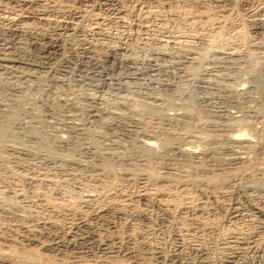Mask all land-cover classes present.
Returning <instances> with one entry per match:
<instances>
[{
  "label": "bare ground",
  "instance_id": "1",
  "mask_svg": "<svg viewBox=\"0 0 264 264\" xmlns=\"http://www.w3.org/2000/svg\"><path fill=\"white\" fill-rule=\"evenodd\" d=\"M174 1L175 3L171 5L168 4V0H0V146L7 147L8 150L18 155L27 151L33 154L41 153V155L56 158L57 161L60 159L63 162L62 165L60 164L61 166L65 163V158L67 161H71L69 164H76L75 159L83 158L84 153L88 162L91 163L84 165L90 164L91 166H87L93 169V174H91L89 171L91 169L88 170L89 167L86 168L85 166L87 172H90V175L87 176L88 173L84 170L87 176L85 180L90 183L88 187L84 183L85 188L87 187L86 194L79 193L74 196L70 194L67 196L69 198L54 195L55 193L50 195L53 192L37 194L38 191H36V188L43 187L45 189L44 186L48 188L49 184L54 185L55 182H52V177L56 175L54 172L62 169L57 161L55 162L59 165L58 168L50 165L52 171L45 170L44 173L42 171V176H39L41 178L37 176L38 172L37 175L35 173L34 175L39 179L35 176L33 179L28 178L27 172L20 175L23 180L21 182L28 184L29 187L26 185H21L18 189L12 187V191L8 189L12 192L9 197L12 196L17 203L20 202V199H24L31 206L32 204L34 207L37 205L38 209H43L42 211L45 213L47 210L49 213L48 216L43 213L44 217L37 218L36 216V219L32 215L26 220L23 219L26 222H22L23 224L20 225L22 230L16 229L19 225L16 228L14 226L10 229L7 228L9 234H6L7 231L0 230V244L1 242L7 243L6 248L4 244L0 245V264H55L56 260L63 264H118L119 260L124 264H151L149 262L152 264L155 262L160 264H254L256 259L264 264V160L262 161L264 156V80L262 79L264 75V52L262 53L263 58L259 57L260 55L259 58L251 55L253 54L252 49L259 47L257 44L262 42L259 41V36L264 34V0ZM163 13L180 15L185 21L187 20L188 26L194 25L193 28L196 30H194V36L196 34L194 38H197V35L207 37L206 48L196 53L185 51L186 55H192V57H186L187 59L183 58L182 60V57H172L173 59H171L170 57L171 61L169 60L170 64H168L166 60L168 58L164 56L166 52L162 54L164 49H161V54L158 53L160 51H156L157 53L151 51L149 56L146 55L147 57L142 59L130 47L127 48V43L121 41V34L115 32L116 34L113 35L110 31L111 34L108 32L106 34L104 30L107 26L117 30L126 26L130 29L135 27L142 31L146 26L149 27L145 25L148 22L147 19L150 18L149 16ZM162 17L165 16L162 15ZM156 19L158 18L156 17ZM104 26L106 27L104 28ZM142 38L140 37V39ZM175 38L177 37L175 36ZM175 38L172 37L169 40L167 35V39H163L164 42H161L159 47H167L168 49L170 47L171 50V47L184 45L186 37L184 40L179 39L184 37ZM126 39H128L127 35ZM187 39L189 40V38ZM147 41L148 39H145L144 42L147 43ZM223 41L228 48L217 44ZM144 44L143 46H145ZM238 44L240 46L247 45L244 54L241 52L244 46L239 50V46H236ZM222 47L224 50L219 49ZM262 48H264L263 45ZM189 49L192 51L193 47L192 49L189 47ZM194 54H197V58ZM208 55L213 60L220 59L222 61L225 59L243 62L244 65H242L245 66L242 70L243 75L247 76L245 81H248L250 86L247 87L240 82L241 87H236V91L231 92L232 89L230 91L224 89L221 93L224 94L223 103L234 106H231V109L236 107V110L239 108L241 110L244 107L236 104L233 95L235 97V95L240 94L242 98L245 97L247 98L245 100H248L249 92L254 91L253 93H256L258 97H253V101L249 99L252 102L250 108L246 107L248 109H243L244 111L241 113L239 110L238 115L231 114L233 109L231 111L228 108L230 113L224 109V112L216 113V122L214 120L216 118L211 120L210 117L211 121H208L207 118L201 126L197 123L194 125V121H199V117L206 119L205 116L201 117L204 114L202 112L204 106L197 105L196 96L187 93L188 95L183 100L184 105L176 106L179 109L178 112L175 105L171 104L172 97L170 98L169 94L168 96L164 95H167L165 89L175 90L166 81H161L158 84L162 90H165L163 98L159 96V98H154L155 93L151 97L150 92L153 90L150 88L146 90L150 96L146 91H143L144 93L139 95L142 100L137 98L140 103L138 104L139 109L137 106H135L137 111L132 108L131 97L128 99V95L131 96L133 93L131 91L134 86L131 85H136L135 82L137 83L139 79L140 83L141 76L152 81L153 79L158 80L156 75L160 70L162 71L163 66L165 67V64L159 63L160 60H166V64L170 66L168 69L178 64L184 65V69H187V73L185 72L186 69L184 70L186 76L188 78L190 76L191 80L194 78L196 80L198 72L194 68L198 67H194L196 64H193L199 63V60H208ZM198 65L200 66V64ZM205 70L204 72H206ZM219 70H214L218 72L217 74L213 71L214 76L212 78L224 79L222 71L220 73ZM68 73H73L75 78L82 79L84 76L93 78L96 75L98 79L94 80H99L98 84L108 85L109 88H107L110 89V93L107 92L106 96L103 95L105 93H94L95 95L90 96L91 94L88 95L84 92L80 95L75 93L77 90L72 93L71 88H69L72 84L69 85L65 79ZM202 74L205 75L206 73ZM206 76H203L204 79ZM212 80L209 81V84L210 82H219ZM96 84H92V87L94 88ZM209 84L207 80V85ZM242 84L245 87H242ZM39 85L48 86L49 91L52 88L54 91H59L58 96L55 92L53 94L55 98L58 97L56 98L57 101L52 99L55 103L57 102V105L52 103L54 106L56 105L55 107L63 104L66 107L60 106L63 108L62 110L67 108L66 112L69 111V114H67L68 112L67 115L64 113L63 117H61L63 111L60 115L56 114L61 117L59 120L62 123L56 121L58 118L54 117L55 115L52 113L54 111H50L51 106L47 104L48 101H42L44 104H41L40 99L37 100L38 97L42 96H38L34 100V97L38 95L34 92L39 90ZM128 86H131L132 89L129 90L130 87ZM78 87L76 89H79ZM209 88L213 89L210 86ZM206 89L208 88L205 86L201 88L202 91ZM139 90L140 88L137 90L138 93ZM39 91L40 94L41 89ZM31 96H34L32 100ZM134 99L136 101V98ZM205 99L204 97L202 100L199 98L200 103H204ZM240 102L238 103L240 104ZM248 104L250 105V103ZM205 106L207 107V105ZM164 107H170V109L174 107L176 111L172 110L173 114H170L167 112L168 110H165L167 113H164L161 110ZM54 109L52 107V110ZM41 110L45 111L43 114H48L49 119H53V115L55 119L46 120L47 123L44 122ZM77 115L82 118H79L81 120L75 123L73 119ZM78 117L75 119L77 120ZM20 118L27 120L26 125H21L24 122L20 123ZM173 123L177 127L175 133L169 131ZM48 124L55 125V127L50 126L52 129H57L55 134H46L45 128L48 127ZM103 124L106 125L103 126ZM158 124L164 126L156 127ZM103 127L109 130L112 135L106 132V134L108 133L107 138L102 139V142L95 140V143L93 138L96 137V134L101 135L98 134L96 128H100L101 131ZM115 128H119L120 131L123 130L124 134L120 137L114 135L116 130H112ZM94 130L96 133L91 137ZM103 135L102 133L100 138H103ZM90 137L94 141L91 140L92 144L90 141L89 143L86 142V139ZM177 139L183 141L184 147L181 143L178 145L174 142V140L178 141ZM69 141H71V146L66 147L64 144L67 145ZM97 142H100L99 145ZM74 146L84 149L82 154L80 152L82 150H78L80 156L75 155L77 157L75 159L71 156L77 150L74 149ZM71 149L75 150L73 154H71L73 152ZM8 152L10 153V151ZM37 154L34 155L37 156ZM84 158L83 161H85ZM73 169L75 170V168ZM63 170L65 172L60 174L63 183L65 182L64 179H71L70 181L75 179L72 169L70 172L67 169ZM245 170L248 171V178L245 177L246 179H243L242 183L233 180V174H241ZM58 172L62 173L60 170ZM59 173L56 177L57 180L60 179ZM84 173L82 174L85 175ZM110 177L113 178L112 180L115 179L121 184L124 182L126 185L134 184L136 180H140L134 189L130 187L132 189L130 192L126 190L128 185L116 189L117 182L115 180V182L112 180L111 182ZM82 178L81 180H84ZM61 180L60 182H62ZM229 181H234L239 190L241 189L239 193L235 191L237 188L234 190L235 194L231 196L232 199L225 194L229 191H226L227 187L230 186ZM114 183H116L115 186ZM119 183L118 186L120 187ZM202 187L211 191L217 189V195L203 197L201 195L203 192L200 193L203 190ZM5 193L6 191L0 190V208L4 210L9 209V207L4 208L8 202ZM8 200L10 201V199ZM23 201L21 200V202ZM1 211L3 210H0V214ZM50 211L59 212L64 216L67 214L70 216V220L61 223L54 217V212L53 217L50 216L52 213ZM124 211L135 213V216L140 218L138 221L140 223L143 219L148 224L155 221L157 217L166 222L168 219L175 221L173 240L176 239L175 242L179 244H177L178 246L174 245L173 253L162 255L161 249L151 248V246L139 254L135 253L132 247L138 243L136 237L139 236H136L137 227L134 229L133 222L128 223L129 221H127V224L122 219H119L122 223L117 220L120 225L127 226L123 230L120 228L121 231L119 232V227H112L114 224L110 225L111 219L114 218H106L108 212H112L111 215L116 214L118 218L130 217V214L129 216L124 215ZM38 213L36 214L38 215ZM218 216H220L219 218L222 216L228 234H224L225 237L221 246L217 247L219 251L216 250L218 252L217 258L214 259L205 251L207 246L205 247L204 232L214 228L215 221L213 220ZM152 217L153 219L156 217V219L153 220ZM15 218L19 219L18 216ZM92 218H98L100 226L93 227L91 225ZM161 222L163 223V221ZM141 226L144 225L141 224ZM151 226H147L148 229ZM58 228V235L49 236L52 230ZM139 230L137 231L139 232ZM198 231L200 234L196 235L195 233ZM185 237H188L189 241ZM142 242L141 240V244ZM128 245L132 246H130L132 250ZM1 246H4V249ZM184 246L192 252L190 253L193 256L182 254L183 251L187 250L186 248L182 251ZM66 247L70 250L69 253L67 251L62 254ZM90 248H95L96 255H89L87 251ZM127 248L130 251H125ZM57 256L60 258H56ZM146 261L149 262L144 263Z\"/></svg>",
  "mask_w": 264,
  "mask_h": 264
},
{
  "label": "rangeland",
  "instance_id": "2",
  "mask_svg": "<svg viewBox=\"0 0 264 264\" xmlns=\"http://www.w3.org/2000/svg\"><path fill=\"white\" fill-rule=\"evenodd\" d=\"M171 1H173L172 3H171ZM170 2V3H169ZM175 3V1L174 0H168V4H171V5H173ZM162 15H164L165 17H162ZM169 15V16H168ZM168 15H167V13H163V14H159V15H151L152 16V18H151V16H149L148 18L149 19H147L148 20V22H146L145 23V25H148L149 27H145V29L143 30L142 29V31L140 30H138V28H135V27H133V28H129V27H126V26H124L123 28L121 27V28H119L118 30L117 29H115V28H113V27H106V26H104V30H105V32H106V34H108V33H113V35H115L116 33H118L119 35H120V38H122L121 39V41H124L125 42V44L127 45V48L129 49V47H130V49H132L134 52H135V54L136 55H139L138 57H140V58H146L147 56H149V53H151V51H155V53H157L158 51H160V52H158V53H160L161 54V51H162V54H165V52H166V54L164 55L165 56V58H168V59H166L168 62V64H170L169 63V60L171 61V59H173L172 57H175V58H181L182 57V60H183V58H188V57H192V55H189V54H185L186 52H188V53H192L193 51V53H196V52H200L201 50H203L204 48H206V46H207V37H203V35H197V38H194L195 36H196V34H195V36H194V25L193 26H188L187 25V23H186V21L184 20V18L183 17H180V15H177V16H175V15H170L169 13H168ZM168 16V17H167ZM155 17V18H154ZM156 17L158 18V19H156ZM162 17V18H161ZM170 17V18H169ZM166 18H169L168 20L166 19ZM174 18V19H173ZM153 19H155V20H153ZM162 19H163V21H165V19H166V21L165 22H163L162 21ZM150 21V22H149ZM162 21V22H161ZM175 21V22H174ZM158 22H160V23H158ZM167 22V23H166ZM234 22H236V21H234ZM163 25H162V24ZM160 24V25H159ZM151 25V26H150ZM159 26V27H158ZM152 27V28H151ZM129 28V29H128ZM149 28V29H148ZM131 31V33H129L130 31ZM132 30H134V31H132ZM110 31V32H109ZM113 31V32H112ZM128 31V32H127ZM137 31V32H136ZM196 31V30H195ZM108 32V33H107ZM116 32V33H115ZM121 32V33H120ZM136 32V33H135ZM141 32V33H140ZM151 32V33H150ZM110 33V34H111ZM115 33V34H114ZM128 33H129V35H128ZM133 33V34H132ZM124 34H125V37H123L124 36ZM126 35H127V38L128 39H126ZM142 35H143V38H142ZM151 35V36H150ZM166 35V36H165ZM167 35H168V39L169 40H171L172 39V37L173 38H175V36L177 37V38H179V37H184V38H179V39H185V37H186V40H185V43H184V45H179V46H175V47H171L172 49L170 50V47H169V49L167 48V47H163V48H161V47H159V45H160V43L161 42H164V40L163 39H167ZM170 35V36H169ZM122 36V37H121ZM129 36H131V37H129ZM202 36V37H201ZM140 37L142 38V39H140ZM146 37V38H145ZM147 37H149V38H147ZM151 37V38H150ZM162 37V38H161ZM199 37H201V38H199ZM260 37V39H259V41H262V42H259L257 45H259V47L257 46V47H255V48H253L252 49V53L253 54H251V55H253V57L255 56L256 58H259V57H262V53L264 52L263 50H264V48H262V45H263V47H264V34H262V35H260L259 36ZM262 37V38H261ZM177 38H175V39H177ZM187 38H189V40L187 39ZM192 38V39H191ZM145 39L147 40L148 39V41H147V43H145L144 41H145ZM150 39V40H149ZM178 39V40H179ZM129 40V41H128ZM152 40V41H151ZM162 40V41H161ZM127 41V42H126ZM144 42V43H142V42ZM157 41V42H156ZM189 42V43H188ZM72 44L74 43V42H71ZM186 43H188V44H186ZM262 45H261V44ZM143 44L145 45V46H143ZM149 44V45H148ZM217 44H219V45H221V46H223L224 48H226L227 46L225 45V42L223 41V42H219V43H217ZM75 45V44H74ZM146 45H148V46H146ZM260 45H261V48H260ZM184 46H187V47H184ZM236 46H239V50H241L242 49V46H244L243 47V50L241 51L242 52V54H244V50H247L246 49V46L245 45H241L240 46V44H238V45H236ZM156 47H157V49H156ZM158 47H159V49H158ZM177 47V48H176ZM189 47L192 49V47H193V50L191 51L190 49H189ZM223 47L222 48H219V49H223ZM137 48H138V50H137ZM167 48V49H166ZM179 48V50H177ZM181 48V49H180ZM183 48H184V51H183ZM185 48H188L189 50H190V52H189V50L188 49H185ZM228 48V47H227ZM241 48V49H240ZM260 48V49H259ZM162 49V50H161ZM255 49H256V51H255ZM182 50V51H181ZM188 50V51H187ZM224 50V49H223ZM257 50H258V52H257ZM260 50V51H259ZM262 50V51H261ZM157 51V52H156ZM186 51V52H185ZM136 52H138V53H136ZM180 52V53H179ZM183 52V53H182ZM246 52V51H245ZM250 52V53H251ZM261 52V53H260ZM182 53V54H181ZM255 53V54H254ZM168 54V55H167ZM169 54H170V56H169ZM174 54V55H173ZM179 54V55H178ZM147 55V56H146ZM172 55V56H171ZM182 55V56H181ZM185 57H184V56ZM195 55V54H194ZM260 55V56H259ZM143 56V57H142ZM197 56V54L195 55V57ZM209 57H208V60L207 59H204V60H199L200 62L198 63V62H196V63H192L193 65H195L196 64V66H194V67H198V68H194V69H196V71L198 72V77H197V79L195 80V78L194 79H192L193 80V82H192V80H191V78H190V76H189V78L186 76V71H187V69L185 70L184 69V65H175L176 67H177V69H176V67L174 66V67H171L170 69H168L170 66H168V64H166V60L165 61H163V60H160L159 61V63H161V64H165V67L163 66V68H162V71L160 70L159 71V73L156 75L157 77H158V80H159V78H160V76H161V73H163L164 71V73L162 74V76H161V78H160V80L158 81L157 79L155 80V79H153V81L152 80H148L147 78H144V76H141L140 78H141V82L139 83V80L137 81V83L135 82V84L136 85H134V84H130L131 86H134L135 87V89H134V87H132L131 88V86H128V87H130V89L129 90H131L132 89V91H131V93H132V95L131 96H129L128 95V99H130V97H131V99H130V102H131V105H132V108L135 110V111H137L138 109H139V106H138V104H140L139 103V100H142V98L141 97H139V95L141 94V93H144L146 90H149L150 88L153 90L152 92H150V95H151V97L153 96L152 94H154L155 93V95H154V98L156 97H164V95L165 96H168V94H169V97L171 98L172 97V99H171V104H174L175 105V109L177 110L178 108H176V106L178 107V106H181V105H184V98L188 95L187 93H192L193 95H195L196 96V98L198 99L197 100V102H196V104L198 105V104H200V107H202V106H204L203 107V109H202V112L204 113V114H202L201 115V117H203V116H205V118L206 119H204V118H198V120L199 121H197V120H195L194 121V125H196V123H197V125H200L201 126V124L202 123H204L206 120H207V118L209 119L208 121H211V120H213L214 118H216V119H214L215 120V122L217 121V117L215 116L216 115V113L217 112H224V109H227V111L229 112V110H231L232 111V109L234 110V111H230L231 112V114H234V115H238L239 114V110H240V108L239 109H237L236 110V107L235 108H232L231 109V106L232 105H227L225 102L223 103V97H224V94H222L221 92L222 91H224V89H227V90H231V92L233 91H236V89L237 88H239V87H241V83H243L245 86H247L248 87V85L250 86V84H248V81L246 82L245 80L247 79V76L244 74L243 75V69H244V67H243V62H241L240 60H220V59H218V60H213V58L210 56V55H208ZM213 56V55H212ZM217 56V55H216ZM259 56V57H258ZM170 57H171V59H170ZM164 58V59H165ZM174 58V59H175ZM186 58V59H187ZM197 58V57H196ZM212 58V59H211ZM252 58V57H251ZM263 58V57H262ZM211 59V60H210ZM194 60V59H193ZM197 60V59H196ZM206 60V61H205ZM213 60V61H212ZM260 61H261V59H259ZM205 61V62H204ZM207 61H208V63H207ZM230 61H233V62H230ZM201 62H204V63H201ZM235 62V63H234ZM237 62H239V63H237ZM198 64H200V66L198 65ZM207 64V65H206ZM243 64V65H242ZM185 65H187V64H185ZM229 65V66H228ZM166 66H167V69H166ZM182 68H181V67ZM184 66V67H183ZM202 67V68H201ZM206 67V68H205ZM180 68V69H179ZM183 69V70H182ZM189 69V68H188ZM200 71H199V70ZM206 69V70H205ZM219 70L220 71V73H221V71H222V76H223V78L224 79H222V80H218V79H216L215 77H213L212 78V76H214V74H213V71L214 70ZM179 70H182V71H180L179 72ZM184 70H185V72H184ZM202 70H203V72H202ZM204 70L206 71V72H204ZM230 70V71H229ZM208 71V72H207ZM161 72V73H160ZM212 72V73H211ZM215 72V74H217L218 72H216V71H214ZM169 73V74H168ZM182 73H184V74H182ZM202 73H206L205 75H203ZM211 73V74H210ZM73 73H68L66 76H65V79H67V81H68V84L70 85V84H72V86H70L69 88H71L70 90L72 91V93H74V90L76 91L75 93H78V94H82L83 92L84 93H87L88 95L89 94H91L90 96H92V95H95L96 93H101V94H103V93H105V94H103V95H105L106 96V94H107V92L108 93H110L109 92V90L110 89H108L109 87H108V85H103V84H98L97 82H99V80L98 81H96V80H94V79H98V77L96 76V75H94L93 76V78H90V77H88V78H90V79H88V78H86V76H84L83 77V79L82 78H75V76H73L72 75ZM178 74V75H177ZM199 74H200V76H201V78L199 79ZM210 75V78H209V75ZM226 74V75H225ZM229 74V75H228ZM234 74H235V76H234ZM71 75V76H70ZM181 75H182V77L183 76H185L186 77V80H185V77L184 78H182L181 77ZM206 75H208V76H206ZM228 75V76H227ZM164 76H166V77H164ZM178 76H179V78H178ZM206 76V79L208 80V84H209V81H211L212 79V81H219L218 83L217 82H210V84L209 85H207V80L206 79H204V77ZM226 76V77H225ZM66 77H68V78H66ZM71 77V78H70ZM72 77H74V78H72ZM143 77V78H142ZM209 78V79H208ZM215 78V79H214ZM72 79V80H71ZM78 81H76V80ZM92 79H93V81H92ZM143 79V80H142ZM227 79H229V80H227ZM242 79V80H241ZM262 79L264 80V75L262 76ZM146 80H147V82H146ZM183 80V81H182ZM191 80V81H190ZM195 80V81H194ZM204 80V81H203ZM206 80V81H205ZM231 80V81H230ZM143 81V82H142ZM151 81V82H150ZM163 82V81H166L167 83H169V85H170V87L171 88H175V92L174 91H169V89H165L166 90V92H167V95L166 94H164L163 95V93H165L164 91L165 90H162V88L158 85L159 84V82ZM191 83H190V82ZM200 81H202L201 83H200ZM224 81V82H223ZM243 81H245V82H243ZM88 82H90V83H88ZM93 82V83H92ZM97 84H96V83ZM189 82V83H188ZM195 82V83H194ZM204 82L206 83L205 85H204ZM226 82H228V83H226ZM231 82V83H230ZM241 82V83H240ZM82 83V84H81ZM96 84L95 85V87L97 88H93L92 87V84ZM139 83V85L137 86V84ZM213 83V84H212ZM80 85L79 87H78V85ZM142 85V87H141V85ZM200 84V85H199ZM202 84V85H201ZM212 84V85H211ZM220 84V85H219ZM227 84V85H226ZM242 84V87H245L244 85ZM68 85V86H69ZM207 87L208 89H206L205 91H206V93H205V91H202L201 90V88L202 87ZM214 85V86H213ZM215 85H217V86H215ZM240 85V86H239ZM75 86V87H74ZM209 86L210 87H213V89H211V88H209ZM39 87L40 88H38L39 90L41 89V93L39 94V90L38 91H35L34 93H38V95L37 94H32V95H37V96H33L35 99L34 100H36V97H38V96H42V97H38L37 98V100H39L40 99V101H41V104H44L42 101H45V102H47V104L48 105H50L51 107V110L50 111H54V112H52L54 115V117L55 118H58V119H56V121L58 122V121H60L61 120V117H63L67 112V114H69V111H67L66 112V110H67V108L66 109H64V111L62 110L63 108H65L66 106L65 105H58L57 107H58V110H57V107H55L56 105H57V102L55 103V101L53 100L52 101V99L54 98L56 101H57V99L56 98H58V97H56L55 98V95L53 96V94H55L56 93V96H58V90L57 91H54V89L52 88L51 89V91L53 92H51V91H49V88H48V86H40L39 85ZM45 87H47V88H45ZM79 88V89H76V88ZM101 87H102V89H101ZM105 87H106V89H108V90H106L105 89ZM108 87V88H107ZM137 87H138V89L140 88V90H139V93L137 92ZM219 88V89H215V88ZM237 87V88H236ZM45 88V89H44ZM74 88V89H73ZM177 88V89H176ZM42 89H43V91L45 92L44 94H46V95H44L43 94V91H42ZM73 89V90H72ZM81 89V90H80ZM93 89V90H92ZM95 89V90H94ZM155 89V90H154ZM48 90V91H47ZM98 90H100V91H98ZM133 90H135V91H133ZM214 90H216V91H214ZM95 91H98V92H95ZM144 91V92H143ZM156 91V92H155ZM168 91H169V93H168ZM191 91V92H190ZM210 91V92H209ZM213 93H212V92ZM55 92V93H54ZM134 92H136V93H134ZM147 92V94H148V91H146ZM251 92V93H250ZM249 92V94H248V96H247V94H246V96L251 100L253 97H258L257 96V94L256 93H253L254 91H250ZM49 93H50V96H49ZM95 93V94H94ZM174 93V94H173ZM180 93V94H179ZM218 93V94H217ZM52 94V95H51ZM112 94V93H111ZM171 94V95H170ZM233 94V93H232ZM253 94V95H252ZM143 95V94H142ZM145 95V94H144ZM149 95V94H148ZM149 95V96H150ZM250 95V96H249ZM43 96H46L45 98L47 99H45ZM52 96V97H51ZM136 96H138V97H136ZM237 95H235V97H234V95H233V98H234V100H235V102H237L236 104L237 105H240V107L242 106V107H244L243 109L244 110H246V109H248V108H246V107H251V101L248 99V100H245V99H247V98H245V97H243L242 98V96L239 94L237 97H236ZM252 96V97H251ZM32 97V96H31ZM33 97L31 98V100L33 99ZM70 97V96H69ZM72 97V96H71ZM104 97V96H103ZM133 97V98H132ZM158 97V98H159ZM180 97V98H179ZM204 97V99H205V102H206V104H205V102L204 103H200L201 102V100H202V98ZM251 97V98H250ZM41 98H42V100H41ZM134 98H136V101H135V99ZM137 98L139 99L138 101H137ZM141 98V99H140ZM199 98H201V100H199ZM208 98V99H207ZM211 98V99H210ZM242 98V99H241ZM44 99V100H43ZM240 99V101H238V100ZM134 100V101H133ZM212 100V101H211ZM213 100H214V102H213ZM50 101V102H49ZM245 101H250V102H244ZM252 101H253V99H252ZM52 102H54L56 105L54 106V104L52 103ZM141 102V101H140ZM199 102V103H198ZM211 104H210V103ZM238 102H240V104L238 103ZM243 102V104H244V106H243V104H241ZM82 103V102H81ZM142 103V102H141ZM248 103H250V105L248 104ZM52 104H53V106H52ZM144 104V103H143ZM204 104V105H203ZM218 104V105H217ZM248 104V105H247ZM79 105V104H78ZM202 105V106H201ZM205 105H207V107L205 106ZM62 106H64L63 108H61ZM135 106H137V108L135 107ZM52 107H53V109H54V107H55V109L54 110H52ZM60 107V108H59ZM232 107H234V106H232ZM239 107V106H238ZM205 108H207V109H205ZM228 108H229V110H228ZM174 109V107L173 108H171L170 109V107L169 108H165L164 107V109L162 108L161 110H163V112L165 113L167 110V112H169L170 114H173V111H176ZM209 109V110H208ZM217 109V110H216ZM221 109V110H220ZM242 108H241V110H240V113H241V111H244ZM59 110H61V111H59ZM166 110V111H165ZM173 110V111H172ZM207 110V111H206ZM237 111V113H236V111ZM42 111V110H41ZM55 111H57V112H55ZM60 113H59V112ZM62 111H63V113H62ZM178 112H179V109L177 110ZM216 111V112H215ZM45 111H42V114L44 113ZM166 112V113H167ZM211 112H213V113H211ZM229 112V113H230ZM234 112V113H233ZM62 113V114H61ZM65 113V114H64ZM175 113V112H174ZM42 114H41V117H42ZM59 114H61V117H58L57 115ZM64 114V115H63ZM66 114V115H67ZM213 115V117H212V115ZM46 113L45 114H43V118H42V120H44V122H46L47 123V121L46 120H53V119H55L53 116H52V118L53 119H49L48 117V114L46 115ZM45 116V117H44ZM57 116V117H56ZM79 115H77V117H78ZM40 117V118H41ZM77 117H74V119L73 120H75L74 122L76 123V122H79L80 120H79V118H82V117H78V119L76 120L75 118H77ZM212 119H211V118ZM21 119V120H20ZM19 120V122L21 123V122H24V123H21V125H26L25 124V122H27V120L25 119V118H20ZM23 119H24V121H23ZM60 119V120H59ZM202 119V120H201ZM211 119V120H210ZM72 120V121H73ZM201 120V121H200ZM204 120V121H203ZM49 121H48V123H49ZM203 121V122H202ZM74 122H72L73 124H75ZM60 123H62L61 121H60ZM53 124H48V127L47 128H45V132H46V134L47 135H52V134H55V131H57V129H55V128H53L52 129V127H55V125H53ZM106 125V124H105ZM104 124H103V126H105ZM171 125H173L172 126V128H170L169 129V131H171V132H177L176 131V129H177V127L175 126V123H173V124H171ZM50 126H52V127H50ZM164 125H157L156 127H163ZM100 128L102 127V126H99ZM100 128L98 129V128H96L97 129V131H98V134H101L100 136H102V133L104 134L103 135V138H100V136L99 135H97L96 134V137H94L93 139H94V141L95 140H97V141H100V142H102V139H105V137L107 136V134H106V132H109V130H106V128L105 127H103L102 129H101V131H100ZM103 129H105V130H103ZM171 129H174V130H171ZM103 130V131H102ZM116 130V131H115ZM117 130H119V128H115V129H113L112 131H115V133H114V135H116V136H121L122 134H124V132H123V130H119V131H117ZM101 133H100V132ZM105 131V132H104ZM54 132V133H53ZM118 132V133H117ZM123 132V133H122ZM94 133H96L95 132V130H94V132H92V136L91 137H93L95 134ZM120 133V134H119ZM94 134V135H93ZM109 134L110 135H112L111 134V132H109ZM119 134V135H118ZM91 137L90 138H88V139H86V142L87 143H89V141H90V143L92 144V139H91ZM100 138V139H99ZM107 138V137H106ZM90 139V140H89ZM92 140V141H91ZM135 140V139H134ZM178 141L180 140V142L178 143V141H176V140H174V142L176 143V144H178V145H180V143H181V145L184 147V145L182 144L183 143V141L181 140V139H177ZM93 141V142H94ZM71 141H69V142H67V145L66 144H64L66 147L67 146H71V143H70ZM99 142V143H100ZM95 143H96V141H95ZM99 143L97 142V144L99 145ZM133 143V142H132ZM90 144V145H91ZM86 145V144H85ZM108 146V145H107ZM98 147V146H97ZM4 147H2V146H0V190L1 191H6V193H5V197H6V199H7V203H6V205L4 206V208L6 207H9V209L7 208V209H2V208H0V210H3V211H1V214L5 217H3L1 214H0V230H2V231H7V233L6 232H4V234L6 233V234H9V231H8V229L7 228H13V226H14V228H16V226L17 225H19V226H17V230H22L23 228H21V226L20 225H22L23 223L22 222H24V220H26L27 218H29V216H31L32 215V217L33 218H35L36 216H37V218L38 217H44L45 215L44 214H48L49 212L47 211V210H45L47 213H45V212H43L42 210L43 209H38V207H36L37 205H35V207H34V205L32 204V206L30 205V203L29 202H26L24 199H20V202L19 203H17L15 200H14V198H12V196H11V198L9 197L10 195H12V192H10V191H12V187H13V189H18V188H20L21 187V185H28V184H26V183H23V182H21V178H20V175L21 174H26V172H27V177L28 178H31V179H33V176H35V175H37V172H38V177L39 176H42V174H41V172L42 173H44V171L46 170V171H48V172H51L52 170H51V166H53L54 165V167H57L58 168V166L61 164L62 165V160H58L57 161V159L56 158H51L50 156L49 157H47V155L45 156L44 154L43 155H41V153L38 155L37 153H34V154H37V156L36 155H34L33 153H30V152H27V154H25L24 155V153H26V152H22V153H19L20 155H18V154H16V153H13L11 150H8V148L7 147H5L4 149H3ZM74 149L76 150H72L71 149V151H73V152H71V154H73L74 153V151L76 152V153H74L73 155H71L72 157H73V159H75V158H77L78 157V155L80 156V152H81V154L83 153V151H84V149L82 150L81 148H79V147H76V146H74ZM78 150H82V151H78ZM110 151V149H107V151ZM120 150V149H119ZM8 151H10V153L8 152ZM112 151V150H111ZM122 151H123V149H122ZM8 153V154H7ZM15 154V155H14ZM168 154H169V152H168ZM167 154V155H168ZM34 155V156H33ZM75 155H77V157L75 156ZM83 155H84V157H85V154L83 153ZM15 156V157H14ZM18 156V157H17ZM21 156V157H20ZM82 156V155H81ZM166 156V155H165ZM47 157V158H46ZM83 157V158H84ZM16 158H18V159H16ZM46 158V159H45ZM49 158V159H48ZM81 158V159H80ZM83 158L82 157H79V159H75L76 160V164H69L70 162H69V160L67 161L66 160V158H65V161H64V157H63V161L65 162L64 164H63V166H61L60 165V167L62 168V169H59L60 171H62V173L60 172H58L59 170H55V172H57V173H55L54 172V175L55 176H53L52 178H53V181L52 182H55V183H53L54 185H52V183L51 184H49V187L48 188H46V186H44V188L45 189H43V187H40V188H36L37 190L36 191H38V193L37 194H39V193H42V192H45L46 194H50L51 192H53V193H51L50 195H53L54 193V195H60L61 197H63L64 196V198L65 197H67V196H69L70 194L72 195L73 194V196L74 195H76V194H79V193H83L84 195L86 194V190H87V187H88V184H90L89 182H86V181H88V180H85V178L88 176V175H90L89 173V171H91V174H93V169L91 168V167H89V166H87V165H90L91 163H90V161L88 162V160H87V158L85 159L84 158V160L86 161H83ZM48 159V160H47ZM52 159V160H51ZM56 159V160H55ZM54 160V161H53ZM82 160V161H81ZM264 160V156H263V159H262V161ZM55 161H57L58 162V164L55 162ZM73 161V160H72ZM77 161H79V162H77ZM82 163H81V162ZM55 162V163H54ZM74 162V161H73ZM92 162V161H91ZM85 163H90V164H87V165H84ZM263 163H264V161H263ZM40 164V165H39ZM57 166H56V165ZM83 164V165H82ZM51 165V166H50ZM73 166V167H71V166ZM80 165V166H79ZM47 166V167H46ZM75 166V167H74ZM79 166V167H78ZM84 168H83V167ZM85 166H86V168L87 167H89V168H87L88 170L89 169H91V170H89L88 172H87V169L85 168ZM91 166V165H90ZM50 167V169H48ZM63 167H65V168H63ZM78 167V168H77ZM81 167V168H80ZM116 167H118V166H116ZM48 170H47V169ZM68 168H71L72 169V172H74V173H72L73 174V176L75 177V179L73 180L72 179V181H74V182H72V181H70L71 179H69V180H65L64 179V183H63V180H61V176L62 175H60V174H63L65 171L63 170V169H67V170H69ZM73 168H75V170H76V174H75V170L73 169ZM80 168V169H79ZM82 168H83V171H82ZM53 169V168H52ZM70 169V170H71ZM77 169H78V171H77ZM50 170V171H49ZM70 170H69V172H70ZM74 170V171H73ZM79 170H81V171H79ZM84 170H86V172L88 173L87 174V176H86V172L84 171ZM247 170H245V172L244 171H242L241 172V174L240 173H237V174H233L232 175V177H233V180H235L236 182H241L242 183V181H243V179H246L245 177H247L248 178V171L246 172ZM85 172V173H84ZM36 173V174H35ZM59 173V175H58V177L60 178V179H58L57 180V174ZM79 173H80V175H79ZM82 173H84L85 175H83ZM246 173V174H245ZM29 174V175H28ZM32 174V175H31ZM35 174V175H34ZM75 174V175H74ZM239 174V175H238ZM3 175V176H2ZM243 175V176H242ZM37 176H35L36 178H38ZM81 176V177H80ZM34 177V178H35ZM80 179H79V178ZM82 177H84V178H82ZM5 178V179H4ZM39 178H41V177H39ZM38 178V179H39ZM56 179V181H54L55 179ZM81 178L82 179H84V180H81ZM111 178V177H110ZM109 178V179H110ZM2 179H4V181H2ZM108 179V180H109ZM113 178H111L110 179V181L112 180ZM60 180L62 181V182H60ZM79 182H78V181ZM115 180V179H114ZM114 180H112V181H114ZM140 179H138V180H136V183H138V181H139ZM23 181V180H22ZM58 181V182H57ZM67 181V182H66ZM69 181V182H68ZM76 181V182H75ZM85 181V182H84ZM111 181V182H112ZM116 181V180H115ZM114 181V182H115ZM12 182V183H11ZM56 182H57V184H56ZM117 182V181H116ZM230 183H229V187H227V190L226 191H228V192H226L225 194L227 195V196H229V198H231L232 199V195H234L235 193V191H237L236 193H239L240 192V190H239V188L237 187V184H235L234 183V181H229ZM14 183V184H13ZM84 183H85V185L87 186L86 188H85V185H84ZM118 183L119 182H117V185H116V183H114V186L116 185V189H119V188H122L123 187V185H126L124 182L121 184V182L119 183V185H120V187L118 186ZM136 183H134V184H127L128 185V187H126L127 189L126 190H128V191H132V189H134L138 184H136ZM56 184V185H55ZM136 184V185H135ZM233 184H235V185H233ZM14 185H17V186H14ZM126 185V186H127ZM133 187H132V186ZM83 186V187H82ZM135 186V187H134ZM10 187V188H9ZM27 187H29V186H27ZM132 189H131V188ZM42 188V189H41ZM237 188V190H235ZM10 191H9V190ZM78 189H80V190H78ZM82 189V190H81ZM131 189V190H130ZM203 189V190H202ZM202 191H200V193L201 192H203V193H201V195L204 197V196H206V195H210L211 197H213V195H217V192H218V190L216 189V191L214 190V191H211L210 189H207L206 187H202ZM40 190V191H39ZM78 190V191H77ZM208 190H209V192H208ZM235 190V191H234ZM8 192V193H7ZM211 192V193H210ZM213 192V193H212ZM10 193V194H9ZM206 193V194H205ZM210 193V194H209ZM227 193H230V194H227ZM232 193V194H231ZM35 194H36V192H35ZM194 194V193H193ZM252 196H254V195H252ZM9 197V198H8ZM56 197V196H55ZM57 197H59V196H57ZM197 197H200V196H198L197 195ZM67 198H69V197H67ZM8 199H10V201L8 200ZM21 200L23 201V202H21ZM212 206V205H211ZM214 206V205H213ZM10 211V212H9ZM37 211V212H36ZM5 212H7V213H5ZM39 212V213H38ZM50 212H52V213H50V216L51 217H53V215H54V217L56 218V220H59V222H61V223H65V220L67 221L68 219L70 220V216L69 215H67V214H65V216L63 215V214H59V212L57 213L56 211H50ZM53 212H54V214H53ZM125 212V211H124ZM131 211H129V213H128V211H127V213L125 212L124 213V215H126V216H129V214H130V217H125V216H122V217H125L124 219L123 218H118V216H116V214H112L111 215V213H107V216H106V218L107 219H110V218H114V219H111V224L110 225H112V224H114V225H112V227L114 226H116L117 228H118V231L120 232L121 230H123V229H125V227H127L126 225H120V223H122V221H125L126 223H127V221H129L128 223H132L133 222V226H134V229H135V227H137V229H136V236H139V237H136V242H140L139 243V245H138V243H135V245H134V247H132L131 245V247L132 248H134L133 249V251L135 252V253H140L141 251L143 252L145 249H147V248H150V246H151V248H159V250H160V252H161V254L163 255V254H166V255H170L171 253H173V250H174V247L175 246H178L177 244H179L178 242H175L176 241V239H174L173 240V238H174V228L176 227V226H174V224H175V221L173 222L172 220H170L169 221V219H168V221L166 222V221H164V220H162L161 218H159V217H157V219H156V217H154V219H153V217H152V219L153 220H155V221H151V222H149L148 224L142 219V222L140 223V222H138V221H140V218H137L136 216H135V213H133V212H131ZM36 213H38V215L36 214ZM44 213V214H43ZM56 213H57V215H56ZM36 214V215H35ZM53 214V215H52ZM59 214V215H58ZM109 214V215H108ZM131 214H134V215H132L131 216ZM6 215V216H5ZM60 215H62V216H60ZM110 215H111V217H110ZM113 215H115L116 217H114ZM15 216H18L19 217V219H16L15 218ZM48 216V215H47ZM49 216V217H50ZM68 216H69V218H68ZM21 217V218H20ZM60 217H62V218H60ZM134 217V218H133ZM136 217V218H135ZM220 216H218L217 218H214V220L213 221H215V224H213V227L214 228H211V229H209L208 231L207 230H205V232L208 234H206L205 232H204V238H205V247L206 248H208V249H206L205 248V251L207 252V253H209V255L210 256H212L211 258H214L215 259V257L217 258V255H218V252L217 251H219V250H217L218 248L217 247H220L221 246V243H222V240H223V238L225 237V235L224 234H228V229H227V226L226 225H224V221H223V218H222V216H221V218H219ZM4 218V219H3ZM128 220H127V219ZM133 218V219H132ZM21 219V220H20ZM24 219V220H23ZM36 219V218H35ZM116 219V220H115ZM119 219H122V221L120 220L119 221ZM20 222H19V221ZM94 220V221H93ZM99 219L98 218H92L91 219V225L93 226V227H95L96 225V227H98V226H100V220L98 221ZM117 221V222H113V221ZM163 221V223L161 222V221ZM137 221V222H136ZM144 221V222H143ZM157 221V222H156ZM26 222V221H25ZM24 222V223H25ZM98 222V223H97ZM113 222V223H112ZM165 222H166V225H165ZM6 223V224H5ZM127 223V224H128ZM137 223H138V225H137ZM168 223H170V224H168ZM99 224V225H98ZM119 224V225H118ZM140 224V225H139ZM141 224L142 225H144V226H151V227H149V229H148V227L146 228H144V226L142 227L141 226ZM147 224V225H146ZM151 224V225H150ZM164 224V225H163ZM172 224V225H171ZM118 225V226H117ZM137 225V226H136ZM7 226H9V227H7ZM109 226V225H108ZM138 226L140 227L139 229H138ZM192 226V225H191ZM20 227V228H19ZM110 227V226H109ZM142 227V228H141ZM224 227V228H223ZM4 228V229H3ZM120 228H121V230H120ZM144 228V229H143ZM227 229V231H226V229ZM146 229V230H145ZM213 229V230H212ZM137 230H139V232L137 231ZM58 231H59V228L58 229H54V230H52L51 232H50V235L49 236H53V235H58L59 233H58ZM151 231V232H150ZM223 231H225V232H223ZM52 232H53V234H52ZM5 234V235H6ZM139 234H141V235H139ZM196 235H199L200 234V232L198 231V233L196 232L195 233ZM206 235V236H205ZM207 236H209L208 238H206ZM140 238V239H139ZM188 237H185V239H187ZM139 241H138V240ZM189 239V238H188ZM187 239V241H189ZM207 239V240H206ZM141 240L143 241L142 242V244H141ZM191 240V239H190ZM151 241V242H150ZM173 242H175V243H173ZM208 242V243H207ZM1 244H4L5 245V248H6V246H7V243L6 242H1ZM0 244V245H1ZM141 244V245H140ZM138 245V246H137ZM149 245V246H148ZM175 245V246H174ZM216 245H218V246H216ZM129 246V245H128ZM129 246V248H131ZM136 246V247H135ZM4 247V246H3ZM2 246H1V248H3ZM122 248L121 249H123V246H121ZM142 247V248H141ZM185 248H183L182 249V251L183 250H185L187 247L186 246H184ZM129 248H127V249H125V251H130V249ZM132 248H131V250H132ZM173 248V249H172ZM216 248V249H215ZM4 249V248H3ZM65 249H66V251H65ZM91 250V251H90ZM137 250V251H136ZM188 250V251H187ZM187 250H185V252L183 251L182 252V254H185L186 256H193V254H191L192 252L191 251H189V249L187 248ZM217 250V251H216ZM68 251V253H69V249H67V247L66 248H64V250H63V252H62V254L65 252H67ZM90 251V252H89ZM125 251H123V252H125ZM210 251V252H209ZM88 253H89V255L90 254H92V255H96V250H95V248H90L88 251H87ZM86 252V253H87ZM186 252H189V253H186ZM191 252V253H190ZM64 253V254H65ZM95 253V254H94ZM191 254V255H190ZM61 255V254H60ZM60 258V256H57L56 258ZM255 258V257H254ZM142 261V260H141ZM140 261V262H141ZM57 262H58V264H63V263H61L60 261H58V260H56L54 263L55 264H57ZM149 261H146V262H144V263H148ZM102 263V262H101ZM149 263H151L152 264V262H149ZM103 264H107V263H103ZM111 264H113V263H111ZM117 264V263H116ZM118 264H124V262H122V261H120L119 260V262H118ZM153 264H160V263H158V262H155V263H153ZM162 264V263H161ZM254 264H261L259 261H257V259H256V261L254 262Z\"/></svg>",
  "mask_w": 264,
  "mask_h": 264
}]
</instances>
